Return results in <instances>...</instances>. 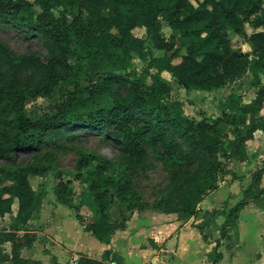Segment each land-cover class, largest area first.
I'll return each instance as SVG.
<instances>
[{
    "label": "trees",
    "instance_id": "trees-1",
    "mask_svg": "<svg viewBox=\"0 0 264 264\" xmlns=\"http://www.w3.org/2000/svg\"><path fill=\"white\" fill-rule=\"evenodd\" d=\"M247 21L255 29L251 34ZM163 23L173 32L170 40L162 36ZM1 26L36 34L46 54L15 56L0 46V219L11 218L0 227V264H41L23 256L37 240L30 222L44 198L30 177L55 171L58 157L74 152V170L56 172L55 195L95 239L111 244L135 212L149 210L135 177H146L160 164L171 178H181L185 191L161 196L156 210L177 214L185 223L199 219L205 240L213 220L225 217L213 241L211 264H219L241 212L251 204L264 211V164L252 172L231 209L200 208L219 189L222 175L235 174L233 162L249 161V142L264 132V0H200L197 6L192 0H0ZM138 28L146 29L147 41L162 55L149 56L146 40L134 34ZM231 33L245 39L252 52L235 47ZM135 55L147 63L142 74L133 69ZM23 66L35 74L26 86L15 76ZM163 72L192 92L224 89L248 73L259 89L251 102L229 95L218 118L200 112L198 120L186 115L182 101L171 99ZM54 97L43 114L27 109L32 100ZM78 131L114 143L124 160L78 149ZM65 175L87 184L78 197ZM91 201L98 215L80 217ZM77 256L74 264H125L111 249L100 259Z\"/></svg>",
    "mask_w": 264,
    "mask_h": 264
},
{
    "label": "rangeland",
    "instance_id": "rangeland-1",
    "mask_svg": "<svg viewBox=\"0 0 264 264\" xmlns=\"http://www.w3.org/2000/svg\"><path fill=\"white\" fill-rule=\"evenodd\" d=\"M199 1L200 0H192L196 6ZM245 28L247 34H251L255 30L250 21H247ZM134 34L146 40V47L149 56L162 55L161 52L153 48L147 41L148 37L145 28L136 29ZM162 36L166 40H170L173 36L171 28L168 27L166 23H163ZM231 38L235 47L241 48L247 53L252 52L250 45L245 42V39L233 33H231ZM0 46L4 52L15 56H21L31 52L46 54V48L37 38L36 34L25 36L13 29H5L3 26L0 27ZM177 46L180 47L182 54L186 53V50L181 48L180 44ZM179 62L180 59L175 60V63ZM146 66V62L142 61L138 56H134L133 69H136L138 74H142L145 71ZM155 72V70L152 71V73ZM15 76L19 84L23 86L29 85L35 78L33 70L27 66H23V68L15 72ZM162 77L171 86V99L182 101L186 115L198 120L200 119V112L206 113L209 117L218 118L221 112L220 104L224 102L229 95L240 94L243 96L245 102H251L256 97V93L259 89L258 87L253 86L254 77L251 73H248L243 80L215 92L187 91L173 79L170 73L163 72ZM261 82L262 85H264V74L261 76ZM57 99V97H54L32 100L28 103L27 109L30 114L37 116L47 112ZM76 134L80 137L82 136L80 142L76 144L78 149L84 148L90 150L116 162L124 160L123 151L120 147L116 146L114 143L102 142L100 139L101 137L98 136V134L80 131L76 132ZM263 139L264 134L259 131L255 134L254 139L248 144L249 159L252 157L253 161L256 163L253 170L249 172L250 176L246 178L249 179V181H251L252 172L257 168L262 167L264 164V144L262 145L260 143ZM76 159L77 153L75 152L69 155L59 156L55 171L49 172L44 176L30 177L31 186L36 191L43 193L44 198L39 215L30 222V229L37 235V240L31 249H27L25 257H36L39 259L37 261H40L41 264L47 259L52 262V260L57 259L55 255L58 254L64 258L65 256L62 251L65 250L68 252L67 244L75 246L76 243L82 242L85 244V247L96 251L95 248L92 247L89 238L91 237L93 239V236L91 234L83 236L81 235V232H86L84 227L83 231L82 229L80 230L78 226L74 227L75 220L73 218L75 217L76 219V212L70 207L58 202L55 195V186L57 183L56 172L73 171ZM227 177H230L232 182H239L238 184H242L244 187L247 185L246 182L244 184L242 183L237 174L231 173L222 175L219 183L224 184L227 182ZM64 179H71L72 189L75 191L77 197L81 191L87 187V184H82L72 176L65 175ZM135 181L139 190L142 192L144 199L149 204V210L157 209L155 205L161 196L169 192L179 194L185 191V189L181 187V178H171L170 174L160 164H156V169L148 172L146 177H135ZM262 185H264V178ZM239 189L241 190L240 193L244 190L243 187H239ZM250 207L251 208H249L250 210H248V212L245 210L241 212L239 220L230 232L229 240L226 241L225 245L221 248L222 261L219 264H264V214H261L259 211L260 209H258L256 205L251 204ZM17 210L18 202L16 201L13 205L14 214L17 213ZM97 215L98 211L96 205L92 201L89 202L87 206H83L80 210V217L84 219L96 217ZM76 221L78 220L76 219ZM198 221L199 220H196L194 222ZM190 223L189 227L193 228V222ZM10 224L11 218L9 216L5 219H0V227H7ZM177 231L179 232V229H177L175 233ZM212 240L214 241V238H212ZM7 248L10 249L9 246H7ZM97 253L98 252L93 254L97 255ZM77 254L78 253L71 251L69 254L70 256H68L69 262L67 263L74 264L75 259L78 257Z\"/></svg>",
    "mask_w": 264,
    "mask_h": 264
},
{
    "label": "crops",
    "instance_id": "crops-1",
    "mask_svg": "<svg viewBox=\"0 0 264 264\" xmlns=\"http://www.w3.org/2000/svg\"><path fill=\"white\" fill-rule=\"evenodd\" d=\"M261 133L264 134L262 131ZM260 143L263 145L264 139ZM255 164L252 157H250L246 163L233 162L231 169L237 176L242 178L243 184L246 182L248 185L250 181L246 178L250 176L249 172L253 170ZM227 179L228 181L224 184L219 183V189L207 196L200 204L202 210L217 209L226 212L237 203L242 193H240L242 188L240 190L239 187H245L238 184L239 182H232L230 177H227ZM249 208L251 207H246L245 211L248 212ZM259 211L264 214V211ZM73 219L75 220L74 227L78 226L83 231L80 222L76 221L75 217ZM196 220L199 219H191L185 223L178 220L177 214H169L158 210L135 212L127 228L115 233L111 244L107 245L99 242L94 237L93 239L89 237L92 247L96 251L85 247V244L79 242L75 246L66 245L68 252L62 251L64 258L59 254L55 257L60 263L65 264L69 262L68 256L72 251L88 254L93 258L99 257L100 259L105 251L111 249L123 257L125 264H211L214 259V242L212 238L217 237L220 226L225 222V217L218 216L213 220L211 227L205 231L207 240L203 238L197 227L200 221L194 222ZM190 222H193V228L189 227ZM177 229H179V232L175 233ZM86 234L89 233L81 232L83 236ZM96 252H98L97 255H94ZM26 254L27 250H24L23 256L25 257ZM25 258L39 260L33 256ZM43 264H51V260L47 259Z\"/></svg>",
    "mask_w": 264,
    "mask_h": 264
}]
</instances>
